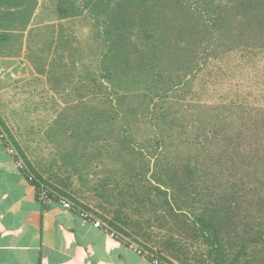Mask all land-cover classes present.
<instances>
[{
    "label": "trees",
    "instance_id": "obj_1",
    "mask_svg": "<svg viewBox=\"0 0 264 264\" xmlns=\"http://www.w3.org/2000/svg\"><path fill=\"white\" fill-rule=\"evenodd\" d=\"M81 6L75 16L97 24L112 53L106 76L113 75L108 83L115 98L108 108L96 83L103 125L65 132L75 144L64 157L85 182L89 173H108L93 181L100 220L171 264H264V107L237 99L201 103L192 91L212 61L264 52V0H90ZM68 14L65 8L61 16ZM116 62L135 67L119 80ZM77 141L91 142L93 151L101 146L102 157L87 159L90 146L80 154ZM105 154L110 165L97 170ZM81 156L92 164L87 175L76 161ZM41 179L37 185L89 208Z\"/></svg>",
    "mask_w": 264,
    "mask_h": 264
},
{
    "label": "rangeland",
    "instance_id": "obj_2",
    "mask_svg": "<svg viewBox=\"0 0 264 264\" xmlns=\"http://www.w3.org/2000/svg\"><path fill=\"white\" fill-rule=\"evenodd\" d=\"M64 7L68 12H73L74 6ZM64 7H56L55 15L61 16V13L65 11ZM75 7L74 10H80L81 13L82 6L81 8L80 6ZM80 18L81 22L74 26V29L78 30L75 42L78 47L76 52L61 54L58 49L53 51L52 59L48 63V71L43 66L42 77H31L29 81L20 85L21 92L18 93L20 95L18 98L15 99L13 95L11 96V91L6 92L7 96L12 97V100L0 103V113L6 123L15 119L21 129H28L31 132L30 137L33 144V148L30 149L31 157L37 159L36 170H41L44 181L56 182L63 187L66 193L72 194L91 209L103 211L96 206L97 201L93 197L92 188L97 175L103 176L108 173H89V180L85 182L74 173L75 168L72 160L64 157L66 149L75 144L70 138L67 139L65 132L72 129L75 132L83 133L86 128L90 133L94 131L96 124L103 125L101 117L105 114L103 110L98 109L102 102L96 98V86L102 87V92L97 94H101L107 99L104 101L108 108L110 107L109 99L115 98L108 83L111 82L108 76L113 75L106 76L107 69L112 67V63H115L110 48L106 45V38L104 35H99L97 24H92L91 21L84 18V15ZM102 29L101 31L104 33ZM38 31L39 29L34 27L26 49L23 54L19 53L24 61L32 60V56L34 57L36 54L37 41H40ZM46 46V44H42V48ZM40 55L42 59H46L48 54L41 53ZM225 57L216 62L212 61L201 74L199 73L192 88L195 93L194 100L201 103L218 104L237 99L254 107H264V52L252 59L242 56L239 52H232ZM116 63L120 67L114 71V77L119 80H122V76L126 75L130 67L132 69L135 67L132 63L128 66L126 62L124 64ZM1 66L3 64L0 62ZM27 68L31 75H34L31 64L27 65ZM17 78L11 79L18 80ZM93 78H95L94 81ZM33 82L36 84L34 85ZM49 87L53 88L54 92L50 91ZM84 144V142L77 141V150L80 154L86 153L85 147L90 146L87 151V159L96 158L98 156L96 154L102 155V148H97L101 147L98 143H96L98 146L94 151L91 142H88L89 146ZM82 146L84 147L82 148ZM109 158L107 159L105 154L103 157L105 165L101 164L103 163L101 159V162L96 164V169L101 170L103 167L109 166ZM76 161L81 167L84 165L83 169L86 175L92 169L91 161L83 164L86 161L83 156ZM69 172L73 174L70 175Z\"/></svg>",
    "mask_w": 264,
    "mask_h": 264
},
{
    "label": "crops",
    "instance_id": "obj_3",
    "mask_svg": "<svg viewBox=\"0 0 264 264\" xmlns=\"http://www.w3.org/2000/svg\"><path fill=\"white\" fill-rule=\"evenodd\" d=\"M86 3L90 0H0V68L18 74V80L9 75L0 78V103L11 101L12 95L20 97L19 86L31 77H42L43 66L48 71L53 51L64 54L74 48L78 32L74 26L81 22L80 16H75L74 9L67 17L56 16L54 10ZM34 27L39 29L40 41L28 62L19 53L26 49ZM42 44L47 46L42 48ZM41 53L48 54L46 59ZM29 64L34 75L28 71ZM52 89L49 87L54 92ZM8 91L11 96H7ZM0 121L31 174L18 168L0 140V264H153L103 228L95 227L91 220L56 202H40L36 181L44 176L36 170L37 159L31 157V132L21 129L15 119L6 123L1 113ZM83 208L101 219L97 210Z\"/></svg>",
    "mask_w": 264,
    "mask_h": 264
},
{
    "label": "built area",
    "instance_id": "obj_4",
    "mask_svg": "<svg viewBox=\"0 0 264 264\" xmlns=\"http://www.w3.org/2000/svg\"><path fill=\"white\" fill-rule=\"evenodd\" d=\"M6 75H9L12 79L17 78L16 72L6 68H0V77H4ZM0 140L4 144L9 156L15 161L18 168L21 170H25L28 176L31 175L24 158L22 157L21 153L15 146L13 140L7 133L1 121H0ZM37 195H38V199L42 203L56 202L60 204L65 210L73 211L79 214L80 216L91 220L95 227L103 228L106 232H108L110 237L121 240L122 242L127 244L135 253L149 259L153 264H171L169 262L160 259L151 251L142 247L138 242L131 240L125 235L110 228L107 224L102 222L100 219L96 218L91 212L85 210L82 206L76 204L75 202L67 198L65 195L59 193L53 188L47 186L46 184L39 183L37 185Z\"/></svg>",
    "mask_w": 264,
    "mask_h": 264
}]
</instances>
